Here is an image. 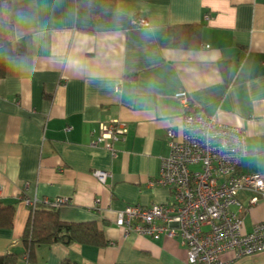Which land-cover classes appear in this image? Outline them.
Returning a JSON list of instances; mask_svg holds the SVG:
<instances>
[{
  "label": "crops",
  "instance_id": "obj_1",
  "mask_svg": "<svg viewBox=\"0 0 264 264\" xmlns=\"http://www.w3.org/2000/svg\"><path fill=\"white\" fill-rule=\"evenodd\" d=\"M90 6L5 1L15 38L27 36L30 49L6 57L0 78V203L14 207L11 227H0V255L17 254L15 264H188L178 239L125 237L116 215L126 205L169 199L167 187L149 181L168 153L165 132L179 131L180 91L193 110L242 127L238 171L264 175V0H116L94 17ZM133 17L148 26H134ZM112 119L128 128L114 156L90 144L91 131ZM97 169L109 172L104 184L92 174ZM24 197L67 199L58 218L94 222L107 244L41 245L35 263L27 262ZM237 200L243 231L264 221V192L243 189ZM219 258L264 264V251Z\"/></svg>",
  "mask_w": 264,
  "mask_h": 264
},
{
  "label": "built area",
  "instance_id": "obj_2",
  "mask_svg": "<svg viewBox=\"0 0 264 264\" xmlns=\"http://www.w3.org/2000/svg\"><path fill=\"white\" fill-rule=\"evenodd\" d=\"M131 23L148 26L141 17H133ZM175 97L183 107L179 131L169 128L165 132L168 153L160 158L158 174L149 181L150 185L167 187L170 197L147 206L126 205L117 213L115 225L125 237L136 234L155 240L161 236L178 239L185 246L188 264H220L219 257L226 251L236 258L263 252L264 221L243 231L240 213L244 207L237 200L243 189L264 192L263 174L238 171L246 154L245 131L193 110L184 91L175 93ZM127 131L124 121L100 122L91 131L90 144L101 145L114 156V143ZM92 174L101 184L109 177L108 171L100 169ZM23 202L31 212L38 205L57 209L67 199L24 197ZM255 202L256 197H252L248 204Z\"/></svg>",
  "mask_w": 264,
  "mask_h": 264
},
{
  "label": "trees",
  "instance_id": "obj_3",
  "mask_svg": "<svg viewBox=\"0 0 264 264\" xmlns=\"http://www.w3.org/2000/svg\"><path fill=\"white\" fill-rule=\"evenodd\" d=\"M0 0V78L4 74V60L8 56L22 55L29 52L30 43L27 36L15 38L11 25L4 16V4ZM90 2L91 14L115 7L116 0H87ZM14 207L0 203V227L12 225ZM20 242L25 251L27 262L35 263V249L41 245L77 243L101 247L107 244L103 232L94 222H63L58 218L56 209L38 205L30 212L29 219L21 234ZM18 255L5 253L0 255V264H15ZM60 264H77L68 259Z\"/></svg>",
  "mask_w": 264,
  "mask_h": 264
}]
</instances>
